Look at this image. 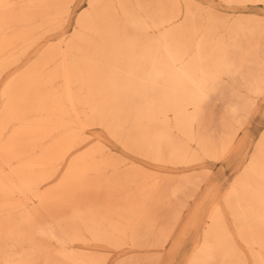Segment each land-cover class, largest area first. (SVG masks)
Masks as SVG:
<instances>
[{
    "label": "bare ground",
    "instance_id": "6f19581e",
    "mask_svg": "<svg viewBox=\"0 0 264 264\" xmlns=\"http://www.w3.org/2000/svg\"><path fill=\"white\" fill-rule=\"evenodd\" d=\"M76 2L0 0V264H169L207 199L187 264H264V130L223 199L196 168L243 153L264 99V15L88 0L53 43ZM94 127L184 172L116 156Z\"/></svg>",
    "mask_w": 264,
    "mask_h": 264
},
{
    "label": "rangeland",
    "instance_id": "374dc122",
    "mask_svg": "<svg viewBox=\"0 0 264 264\" xmlns=\"http://www.w3.org/2000/svg\"><path fill=\"white\" fill-rule=\"evenodd\" d=\"M205 5L213 6L221 11L230 12V13H239V12H255L261 15H264V6H256V7H248L243 8L240 5L233 4L228 5L224 3L222 0H198ZM88 5V0H77L74 8V14L71 21V24L68 25L64 32H53L50 36L53 38V43L60 41L63 38H67L70 33L74 29L75 19L77 13L80 12L83 8ZM37 50L34 49L29 54L30 59H35L38 56ZM210 123L216 122L219 123L222 117L226 114V106L223 100L216 101L210 112ZM264 130V99L259 102L258 111L254 115L251 124L248 126L246 130V134L244 136L245 145L243 149V153L238 156L233 155L232 157L228 158L222 162H212V163H204L202 167H196L198 169H202L203 167H211L213 170V175L211 176L208 186L206 185L203 191L208 190V187H212L214 192L223 199V195L228 190L234 179L239 173V169L242 164L245 163L249 153L252 150V147L255 141L258 139L261 132ZM95 137L98 138L102 143L106 144L113 152L116 153V156H122L132 159L138 164H141L147 168L151 169H160L162 171L170 172L172 174H178L184 172L182 168L175 167L171 165H157L151 160L144 159L126 148H124L118 141L113 139L107 131L102 128L94 127L92 129ZM247 153V154H246ZM245 154V155H244ZM244 155V156H243ZM243 156V157H242ZM242 157V158H241ZM240 166V167H239ZM205 194V193H204ZM201 195L196 202L193 204V208L196 204L201 202ZM212 200L207 199L206 202H201L200 212L198 217H195L192 228L188 230L187 235L185 236L184 243L182 248L173 256L169 257V264H187L190 253L194 248V244L197 240L200 239L202 236V230L207 225L208 222V215H209V205L211 204ZM228 219L230 224L233 226V219L228 214ZM199 230H201L199 232ZM199 234V235H198ZM168 258V257H167ZM252 261V260H251Z\"/></svg>",
    "mask_w": 264,
    "mask_h": 264
}]
</instances>
